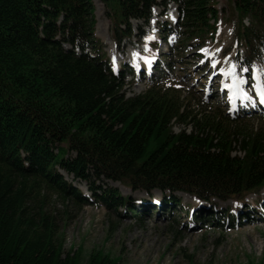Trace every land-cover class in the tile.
<instances>
[{
	"label": "trees",
	"instance_id": "16d2710c",
	"mask_svg": "<svg viewBox=\"0 0 264 264\" xmlns=\"http://www.w3.org/2000/svg\"><path fill=\"white\" fill-rule=\"evenodd\" d=\"M104 1L117 15V44L128 40L118 18L147 20L156 4ZM171 2L188 38L213 30L212 0H161L164 7ZM231 2L248 62L261 57L264 0ZM93 26L90 0H0V264H72L60 258L62 234L41 189L88 203L57 168L88 182L108 210L127 200L97 181L206 201L242 200L264 187V129L243 132L213 110L191 114L174 89L125 98L126 68L111 70ZM173 123L192 132L174 134ZM235 144L242 155H232ZM61 145L74 156L63 159Z\"/></svg>",
	"mask_w": 264,
	"mask_h": 264
},
{
	"label": "rangeland",
	"instance_id": "374dc122",
	"mask_svg": "<svg viewBox=\"0 0 264 264\" xmlns=\"http://www.w3.org/2000/svg\"><path fill=\"white\" fill-rule=\"evenodd\" d=\"M90 1L93 7V36L99 41L109 64L113 69L122 63L126 68L128 64L135 65L134 72L129 71L135 74V77L126 75L121 83V93L125 98L143 95L151 88H159L162 91L174 89L178 93L176 95L180 103H183L187 112L191 114L213 110L221 113L223 117H228L232 124H236L243 132L264 129V116L230 117L227 109L223 104L221 105L220 98L209 99L212 93L208 91L204 96V90L208 85H216L223 81L225 85V80L230 82L231 77L224 73L231 72L238 80V78L242 79L245 71L240 61L245 63L242 55L246 46L237 42L234 36L236 15L231 0H212L217 16V27L214 32L212 31V35L210 32H205V34L199 33L198 38H188L189 34L184 28L175 26L169 44L168 41L164 43L161 40L160 27L163 22L172 25L174 16H172L173 20H168L175 9L174 6L168 8L167 16H164L161 7L155 6L151 10L152 16L149 21L130 20L129 26H125L118 18L117 28L130 33L128 40L121 37L117 44L114 40L117 15H114V20L115 12L109 8L111 5L108 6V1L104 0ZM248 24V19L243 21V25ZM155 42L158 52L152 48ZM159 52L169 70L152 79L163 67L155 57L156 54L160 55ZM202 54L205 56L202 57ZM206 56L211 59L209 60L211 63L199 66L198 64L205 61ZM145 57H150L149 62L140 64ZM151 57L155 59L152 60ZM263 61H253L251 67L264 73ZM169 62L171 67L168 66ZM148 64H151L150 75H148ZM213 64L216 65L215 69L212 67ZM137 70L141 71L142 75H146L147 80H143L142 75H137L135 73ZM129 72L127 73L130 74ZM243 81L244 84L247 83V79ZM229 88L230 86L227 90ZM216 91L218 92L217 89ZM243 92L244 88L241 93ZM228 98L230 99L229 94ZM258 110L260 111L259 107ZM192 129L189 124L173 123L171 130L174 134L179 132L190 134ZM60 147L65 150L63 159L74 156L64 145ZM239 148L240 146L235 144L232 155H242ZM62 176L66 184L91 198L88 193V182L64 174ZM94 186L116 189L128 204L143 200L145 197V193L141 190H133L117 182L97 181ZM41 191V195L48 199L45 210L55 218L62 234L60 258L69 257L72 259V264H89L92 259L100 260L98 261L100 264H264V219L255 220L250 224L246 220L243 223L249 225L244 224L230 229L205 225L192 230L185 223L182 211L176 213L174 217L172 214L170 219L167 213L157 220L154 219L155 214L147 215V212L145 215L141 214L144 208L142 206L135 207L136 212L129 210L125 213L123 209L108 210L100 202L82 205L70 198L63 199L56 192L45 189ZM261 191L258 192H260L259 197L262 198L264 190ZM175 198L181 205L190 206L197 203L185 194L179 193ZM256 198L255 194H251L247 200L251 202ZM229 202L230 200L228 204H221L220 207L224 209L226 206H236L233 201ZM133 206H136V203Z\"/></svg>",
	"mask_w": 264,
	"mask_h": 264
},
{
	"label": "bare ground",
	"instance_id": "6f19581e",
	"mask_svg": "<svg viewBox=\"0 0 264 264\" xmlns=\"http://www.w3.org/2000/svg\"><path fill=\"white\" fill-rule=\"evenodd\" d=\"M173 14H174V11H173ZM175 15V14H174ZM173 15V16H174ZM174 24H175V19H174V22L172 23V25L170 26V25H168V26H170V27H172V29H173V27H174ZM148 47H150V46H148ZM151 48V47H150ZM105 54V53H104ZM106 56V55H105ZM152 56V55H151ZM107 58V57H106ZM151 59L153 60V59H155L154 57H151ZM107 61H108V59H107ZM109 63V62H108ZM138 64V63H137ZM110 65V64H109ZM122 65H124L125 66V68H126V65L124 64V63H122V64H120L116 69H113L112 68V66H111V70L112 71H117V70H119L120 69V67L122 66ZM227 65V64H226ZM150 68H151V64H148V72H149V74L148 75H150ZM231 71L233 70V69H230ZM130 71V68H129V66H128V68H126V75H128V73L127 72H129ZM137 75H142L143 73L141 72V71H136L135 72ZM147 74V73H146ZM232 75H233V73H232ZM232 75H229L231 78H230V82L228 83V80H225V88H226V90H227V88H228V86H230V88L227 90L228 91V94H229V96H230V98H232V96H235V95H232V94H234V93H241L242 92V89H243V83L242 84H240L239 83V81L237 80L236 81V83L238 84V87H232V85H233V83H234V80H232L233 78H232ZM258 75H261V78L259 79V81L256 83V85H257V87H260V85H261V83H262V80H264L263 79V77H264V73H259ZM262 79V80H261ZM232 81V82H231ZM238 99V98H237ZM237 103V102H236ZM261 105L262 106H259V108H260V111H264V104L263 103H261ZM173 207H176V206H172V208ZM193 216H195V215H193Z\"/></svg>",
	"mask_w": 264,
	"mask_h": 264
},
{
	"label": "snow or ice",
	"instance_id": "6c2138e0",
	"mask_svg": "<svg viewBox=\"0 0 264 264\" xmlns=\"http://www.w3.org/2000/svg\"><path fill=\"white\" fill-rule=\"evenodd\" d=\"M213 67H215V64H213ZM224 75H232V73L231 72L224 73ZM253 79H256L255 73H253ZM233 80H234V83H233L232 87H238V84L236 83L237 78L234 75H233ZM243 82H244L243 80L239 81L240 84H242ZM256 91H257V94H258V96L260 98V102L264 103V91L260 90L259 87H257Z\"/></svg>",
	"mask_w": 264,
	"mask_h": 264
}]
</instances>
